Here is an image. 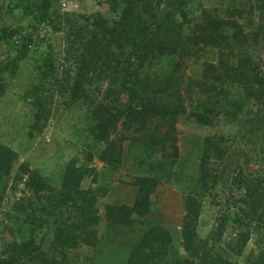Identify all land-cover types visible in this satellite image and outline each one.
<instances>
[{
    "label": "trees",
    "instance_id": "1",
    "mask_svg": "<svg viewBox=\"0 0 264 264\" xmlns=\"http://www.w3.org/2000/svg\"><path fill=\"white\" fill-rule=\"evenodd\" d=\"M186 1L103 0L111 12L109 18L101 15L59 13L52 9L56 0H10L6 5L7 16L20 9L25 22L20 24L21 22L17 21V26L7 25L5 19L0 21V46L5 45L10 52L16 53L15 57L9 53L6 60H0V92L8 80L16 77L20 71L19 61L30 60V57H26L28 45L38 46L40 55L32 59L36 61L40 57V60L35 63L34 70L38 71L40 80L49 81L50 85L56 82L59 92L68 94L72 102H89L87 114L90 118H87L89 136L92 138L89 146L94 148L105 144L106 147L100 156L107 163H110V160L118 161L113 149L115 144L110 142L109 137L118 130L116 124L119 118H124L121 127L123 129L125 126L128 134L125 133L121 139L134 143L132 154L135 157H131L135 160L134 174L137 175L127 183L133 184L137 191L131 207L105 206L106 226L101 234L97 229L100 218L95 208L98 194L93 193L91 188L81 189V183L90 169L76 167L75 161H72L67 165L59 184L51 186L36 170H30L24 164L19 165L14 176V186L21 183L23 192H28L30 199L16 207L24 217V226L19 227L17 234L9 241L1 243L0 264H58L54 255H49L51 250L60 254L59 258L65 261L70 249L76 248L80 243L94 247L100 238L106 246L118 250L124 243L129 245L127 248L122 247L124 249L121 253H125L127 249L128 259L120 264H139V261L147 256L156 257L159 253L162 264L191 263L188 260L165 263L171 257L177 256V253L171 244V233L157 221L151 220L153 225L148 226V229H139L140 225L145 224L146 218H152V207L155 205L152 196L156 185L160 180L171 185L168 172L172 161L171 158L167 159L166 164L162 158L165 147L168 145L175 148L176 140L165 130L162 131L161 138L154 142L157 150L154 149L155 146L151 147L149 142L145 145L140 142L144 138L148 139L144 132L150 118L164 115L166 126L173 129L174 124L183 115L187 118L186 122L202 129L215 127L217 123H213L211 117L219 114L241 120H254L256 117L262 119V128H258L255 137L264 145V75L253 62L252 53L248 52L258 46L264 52V0H241L244 7L239 11L228 12L230 19L224 20L221 23L224 26L220 28L206 10H203L200 21L188 22V13L186 14L183 8ZM163 3L165 5L161 8ZM45 23L52 34L62 31V44L53 46L46 39L38 43L30 34L21 32L22 29H37ZM206 47L226 49L228 54H236L237 63L230 68L221 67L224 69L220 73L212 65L205 64L199 83L205 84V80L209 79L210 88H205V99L190 102L188 111L178 100L179 87L185 77L184 69L192 54L190 48H194L193 53H198ZM54 54H57L60 60L61 54L64 55V63L61 64L64 69L59 73L60 79L54 69ZM51 78L53 80H50ZM104 82H107L106 91L109 94L113 92L112 95H118L114 102L120 97L124 98L125 103H118L120 109L108 108L107 104L99 103L94 98V93L101 89ZM184 89L190 91L188 87ZM159 96L167 102L158 103L154 97ZM36 102V107H41V97L38 96ZM40 114L37 112L34 115L36 120H39ZM201 140L204 150L200 156L198 170L190 175L188 181L184 177L179 184V188L185 193L180 235L184 250L192 252L189 254L190 258L200 251L201 244L207 246V242L203 241L195 244L199 236V201L219 182V176L209 166V151H217L225 136L206 135ZM88 159H91V155ZM17 160V154L12 149L0 144V186L3 179L11 174ZM144 175L151 178H144ZM241 177L235 178L234 182L245 187L250 192L249 197L260 199L262 194L258 192L256 182L248 180L250 177ZM45 189L50 191V194L55 191L56 199L50 207L40 206L43 199L41 192ZM2 200L3 196L0 195V210ZM240 200L245 202L246 198ZM38 211L43 212L45 219L55 216L57 224L46 250L41 246L43 239H40V234L37 233L42 227L41 221L36 224ZM76 212L79 216L74 214ZM63 215L67 221L61 218ZM229 219L227 214L223 219L224 224ZM222 230L208 239L212 240V249L198 253L200 264H229L223 259L225 250L234 249L239 243L237 241L231 247L233 243L230 241L224 244V250L216 246L221 242ZM158 243L161 244L160 251L157 250ZM151 246H156V249Z\"/></svg>",
    "mask_w": 264,
    "mask_h": 264
},
{
    "label": "rangeland",
    "instance_id": "2",
    "mask_svg": "<svg viewBox=\"0 0 264 264\" xmlns=\"http://www.w3.org/2000/svg\"><path fill=\"white\" fill-rule=\"evenodd\" d=\"M9 2L10 0H0V21L5 19L7 25L19 26L17 21L23 24L25 19L20 9H16L11 15L7 16L5 14L6 5ZM164 5L165 3L161 4V8ZM243 7L241 0H187L183 6L186 14L188 13V22L200 21L203 10H206L207 14L211 16L210 18L217 22L218 28L224 26V24H221L224 20L230 19L227 15L228 12L231 10L239 11ZM247 8H245V11H247ZM52 9H56L59 13L85 16L101 15L106 18H109L111 13L103 0H56ZM21 32L30 34L38 43L46 39L53 46H56L57 43L62 44L60 39V37H63L62 31L52 34L47 23L41 24L37 29H22ZM15 40L14 43L16 44ZM42 46L45 47L44 44ZM37 47H33L32 44L28 45L26 57H30V60L28 62L19 61L18 68L20 71H18L16 77L8 80L0 92V144L12 149L18 157L11 174L3 179L0 186V195L3 196L0 210V251L2 248L1 243L9 241L13 235L17 234L18 228L24 226V217L16 207L21 202L26 203L30 199L29 193L23 192L21 183L14 186V176L19 165L24 164L30 170H36L45 182L51 186L59 184L67 165L72 161H75L76 167H87L91 171L87 173L81 183V189L91 188L93 193L98 194L95 208L98 210L99 216L101 213L104 214L105 205V202L102 204L98 202L99 197L107 194L110 197L111 193L120 192V189H123L128 181H132V178L137 176L134 174L135 160L131 157H135L132 154L134 143L121 139L125 133L128 134L125 126H123V129L121 127L124 118H119L116 124L118 130L114 131L109 137L110 142L115 144L113 149L118 161L110 160V163H107L100 156L106 147L105 144L94 148H91L92 145L89 146L91 144L90 140H92L88 130L90 117L87 111L89 102L87 104V102L80 100L79 103H74L68 94L59 92L56 82L50 85L49 81L40 80L38 71L34 70V65L40 60V57L36 61L32 59V57L37 58L40 55L38 53L40 50ZM193 51L194 48H190L192 54L184 69L185 77L182 86L179 87L180 98L178 100L186 106L188 111L190 110L188 106L190 102L195 103L205 99L207 96L205 92L207 89L205 88H210L209 79L205 80V84L203 82L199 83L202 70H205V64L212 65L220 73L224 68H230L237 63L236 54H228L226 49L219 50L218 48L206 47L198 53H193ZM248 52L252 53L253 62L264 75V52L261 47L258 46ZM9 53L14 57L16 55V53L10 52L5 45L0 46L1 61L6 60ZM61 55V60L57 54L53 55L54 69L59 79V73L64 69L61 66L64 63V55ZM227 60L228 62L224 63ZM221 67L224 68L221 69ZM71 73L73 74V67H71ZM194 78L196 79L191 80ZM50 80H53V78ZM106 86L107 82H104L101 89L94 93V98L99 103L107 104L108 108L120 109L118 103H125L124 98L120 97L117 102H114L118 95H112L113 92L109 94L106 91ZM187 87L190 91L184 89ZM37 89L39 92H36ZM30 90L33 92H30ZM35 96L41 97L40 108L36 107L37 97L34 98ZM90 97L92 100L91 93ZM154 99L158 103L167 102L161 96L154 97ZM37 112L41 113L39 120H36L34 116ZM215 115L211 117V120L213 123H217L216 126L202 129L186 122L187 118L183 115L174 124L173 129L166 126L164 115L149 119V125L144 132L145 137L148 139L144 138L140 144L145 145L146 142H149L151 147L155 146L154 142L161 138L162 131L165 130L170 132L176 143L175 148L168 145L165 147L166 151L163 153L164 157L162 158L166 164L167 159L171 158L172 166L168 172L171 185L165 184L162 180L156 185L152 196L155 203L152 207V218H146V225H140L139 229H148V226L153 225L151 220H154L171 233V244L175 248L177 256L171 257L165 263L188 260L191 262L190 264H200L198 253L212 249L214 247L212 240L209 241L208 239L214 237L220 229H223L220 234L221 242L216 246L223 249L224 244L230 243V241L233 243L231 247L237 241L239 243V246L234 247V249L225 250L224 262H229V264H264V145L260 144L259 139L255 137L258 128H262V119L256 117L254 120L251 118H242L241 120L230 116ZM120 130L122 131L120 132ZM206 135H224L225 140L220 143L217 151H209L211 159L209 166L219 176V182L214 186V189L205 193L199 201L201 203L197 222L199 236L195 244L203 241L207 242V246L201 244L200 251L196 252L195 257L190 258L189 254L192 252L188 253L184 250V242L180 235L185 193L179 188V184L184 177L188 181L190 175L198 170L200 156L204 150L201 139ZM154 149H158L157 145ZM89 155H91L90 160L88 159ZM241 175L243 178L250 177L248 180L252 179L256 182L258 192L262 194L260 199L249 197L250 192L234 182L235 178L239 176L242 178ZM144 176L147 179L151 178L148 175ZM131 185L133 186V184ZM135 189L137 191L136 187ZM48 192L50 191L47 189L41 192L43 197L41 207L42 205L50 207L56 199L55 191H52L54 194ZM242 198H246L245 202L240 200ZM103 200L105 201V199ZM22 207L24 208L23 205ZM74 214L79 216L78 212ZM227 214L230 219L224 224L223 219ZM64 217L65 215L61 218L67 221ZM42 218H44L43 212L38 211L36 224L41 221L42 227L39 228L40 230L37 233L40 234V239H43L41 246L46 250L49 245L48 240L51 239L54 227L57 224H55V216L48 219ZM160 245L158 243V251H160ZM80 246L81 243L76 247L78 252L74 255L71 254L76 251V248L75 250L70 249L71 251L67 252L68 257L65 261L59 258L60 254H55L52 250L49 255L51 257L54 255L58 260V264H92V261H88L90 258L84 255L82 249L80 250ZM128 246L124 243L122 247L127 248ZM122 247L119 246L120 250L116 248L105 250L104 254L108 252V255L102 264L125 263L128 254L127 249H125V253H121V250L124 249ZM151 247L156 249V246ZM158 256H147L139 261V264H162L160 253Z\"/></svg>",
    "mask_w": 264,
    "mask_h": 264
},
{
    "label": "crops",
    "instance_id": "3",
    "mask_svg": "<svg viewBox=\"0 0 264 264\" xmlns=\"http://www.w3.org/2000/svg\"><path fill=\"white\" fill-rule=\"evenodd\" d=\"M135 190V192H134ZM135 193H136V189L135 187H133L131 184H127L126 186H123V189H120V192L115 193H111L110 197L109 194L104 195L103 197H99V203L102 204L103 202H105L104 205V210L103 213L104 214H100L99 218V224L97 226V229H99V232L102 234L105 226H106V220H105V206L106 205H121V206H125V207H131L135 198ZM109 197V198H108ZM105 199V201L103 200ZM98 200V198H97ZM112 246H106L105 242L102 241V238H100V240L98 241V244L95 245L94 247H92L91 245H87V244H81L80 246V250L82 249L84 251V255L90 259H88V261H92V264H102L104 263V261L107 259V255L108 252H106L104 254L105 250H110L112 249ZM73 250V249H71ZM70 250V251H71ZM75 250V248H74ZM76 251L73 252L71 255L76 254ZM69 253V252H68Z\"/></svg>",
    "mask_w": 264,
    "mask_h": 264
}]
</instances>
